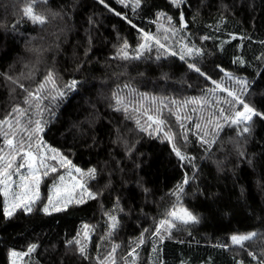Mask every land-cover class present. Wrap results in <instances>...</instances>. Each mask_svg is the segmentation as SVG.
Listing matches in <instances>:
<instances>
[{"label":"trees","instance_id":"obj_1","mask_svg":"<svg viewBox=\"0 0 264 264\" xmlns=\"http://www.w3.org/2000/svg\"><path fill=\"white\" fill-rule=\"evenodd\" d=\"M29 7L47 22H32L26 15ZM160 13L180 30L162 41L178 54L153 47L140 59L117 57L125 41L135 55L142 31L164 34L159 25H169ZM184 44L202 49L203 55L181 60ZM50 71L65 95L41 101L48 108L42 139L85 173L96 170L94 179L83 181L96 198L44 213L46 191L64 170L59 166L43 176V197L30 213L17 210L6 218L0 195V264H13L11 253H27L33 244L35 251L17 257L20 264H101L114 245H119L118 264H131L133 248L135 264H264V0H185L180 8L170 0H142L135 11L118 0H0V121L15 124L19 118L23 124L26 117L14 110L28 108L25 89L34 92ZM226 74L247 82L243 93L242 85ZM72 80L78 83L68 89ZM213 81L244 100L250 96L249 106L262 115L253 117L250 132L243 134L244 124L220 121L224 126L218 131L208 125L205 139L215 136L209 145L198 140L193 126L201 123L202 134L209 113L216 111L213 98L231 99L226 92H210ZM50 88L46 84L45 93ZM118 96L124 104H116ZM192 99L209 104H184ZM220 106L230 114V106ZM147 115L165 123L153 124ZM137 120L147 132L140 131ZM173 145L191 161H181ZM186 177L182 206L199 223L177 222L170 236L161 229L163 242L154 240L159 221L177 205L173 193ZM111 216L117 217L115 230ZM84 225L90 240L84 237ZM251 232L257 236L244 247L232 244L233 235ZM77 239L86 244L85 255L74 243Z\"/></svg>","mask_w":264,"mask_h":264},{"label":"snow or ice","instance_id":"obj_2","mask_svg":"<svg viewBox=\"0 0 264 264\" xmlns=\"http://www.w3.org/2000/svg\"><path fill=\"white\" fill-rule=\"evenodd\" d=\"M42 2L46 3V0H42ZM170 2L177 8H180L181 5L185 2V0H170ZM103 3V0H101ZM118 3L123 4L125 7H132V10L135 11L140 7L142 0H118ZM107 7V5H105ZM28 14V18L34 22L39 23L40 25L45 24L46 18L33 14V9L31 7L26 9ZM116 15H121V13L117 12ZM159 17L166 18L169 27H164V25H159V28L164 33L162 36H157L155 34H150L148 32L142 31L141 42L138 47L135 49V55H130L127 51L130 45L127 41L124 42L123 46L117 53V57L122 59H140L145 52H151L153 47L158 50H163L164 53H167L171 56H176L178 53L173 51L169 45L162 41H168L171 36H175L179 33V29H175L172 27V18L167 16L165 13H160ZM126 19V17H125ZM181 24L183 28L187 27V24L184 23L183 15L181 14ZM131 24V21H128ZM133 28L136 25H132ZM204 40L209 39V37H203ZM196 55H203V50L197 48L195 46L189 45H181V52L179 53L180 59L185 60V57H195ZM156 59H160V55H157ZM189 69L194 70L199 73L201 76H205L206 74L201 71V69L194 63L187 64ZM229 76V79H234L237 84L242 85L241 92L243 93L246 88L247 82L243 80L236 79L232 77L230 74H226ZM210 79V77H207ZM16 83V81H13ZM76 80H72L69 84L66 85L68 89H75L77 85ZM51 84L52 88L48 89L45 93V85ZM215 84L214 89H210V92L220 91L226 92L227 97L231 99L224 98L223 100L215 99V103L211 106L216 109L214 112H210L209 116L206 119V124L204 125L205 130L202 134H200L199 130L202 128L201 123L194 124V128L197 130V138L201 143L204 144H213L215 143V136H213L212 140H206L205 137L210 135L209 131H207V126L212 125L213 131H218L220 128L224 126L220 121H224L225 123H229L230 125H240L244 124L245 126L241 130V134L250 132L249 123L252 121L253 117L261 116L262 114L256 111L253 107H250L244 99L241 98V95H238L237 92L224 88L221 84L213 81ZM21 88L24 86L19 85ZM26 99L24 103L28 105V108H16L14 111L19 114L21 117H26L23 124L19 118L16 119L15 124L10 122L8 119L0 121V136L3 137V147H0V195L4 198V208L3 215L6 218H11L17 210H22L25 213H30L33 211V205L40 200V191L39 186L42 182V176L46 177L50 173H55L59 170L57 165H50L48 163L49 160L57 161V164L60 168H71L68 172V176L73 181L71 189L64 187L63 181L65 177L63 175L59 176L60 184H54V196H50L47 200V204L42 207V211L46 214L51 215L53 211L60 212L65 211L67 209L68 204L75 202L77 204L85 202L83 200V196L87 195L91 199L96 198V194L92 193L84 184L81 183L80 180L73 175V171L75 173L80 174L81 176L87 175L91 178H95V169H91L88 173L82 172V170L75 165H72L71 160L67 157L63 156L58 150L51 148L46 145L42 139V133L44 131V127L47 123L43 118V112L47 111V106H43L41 101L43 99H47L50 97L52 101H55L57 97L63 98L65 93L62 89L56 87V81L54 78V74L50 71L43 83L39 84L38 88L33 92L25 89ZM176 101H172V104H176ZM117 105L124 104V100L121 97H117L116 99ZM184 104H193L199 105L200 107H204L209 104L207 99H192L184 102ZM228 105L230 106V114H226L225 107L220 106ZM236 105H242V110H235ZM143 107V105H141ZM167 107V105H165ZM35 111V118H33L32 111ZM117 111L121 110L119 107L116 109ZM125 112L128 110L127 106H124L123 109ZM195 111V109H193ZM184 119L191 120V117H184ZM201 119L205 118L201 116ZM147 120L156 125H162L165 123L163 120L156 119L152 115H147ZM181 117L177 116V121H180ZM137 125L140 126V121H136ZM6 125L7 129L3 126ZM151 127V125H149ZM183 128V125H181ZM140 131L147 132L148 128L140 126ZM156 132L160 131V128L157 127L155 129ZM191 131V129H188ZM20 133V139H16L17 134ZM152 132H149V135H152ZM165 136L171 142L172 137L165 133ZM186 140V135H185ZM35 147L37 149L36 152L32 151V148ZM173 152H175L176 156L180 158L181 161L189 160L192 158L186 157L181 153V151L176 148L175 145L172 147ZM19 158L20 162L17 164L16 161ZM21 169H27L26 172H22ZM43 169V171H41ZM17 177L18 179H14ZM188 178L186 177L181 185L177 186L176 191L173 195L176 197L177 205H174L171 210H169L167 216L168 218L162 219L159 221L157 228L152 234V238L155 240L159 239L160 242H163L165 239V235L161 234V229H164L166 235H171V229L177 228V222L179 224L187 225V224H195L199 223V219L195 216L191 211L182 206L181 197L184 193V186L188 184ZM77 188L81 189L80 199L75 200V198L71 195V192L75 191ZM63 194V195H62ZM112 223L110 225L111 230H115L117 226V217H110ZM88 225H84V237L85 239L90 240V236L88 234ZM111 231L109 232V236H111ZM257 236L256 232H251L245 235H233L231 237V242L234 245H238L244 247L245 242L253 240ZM73 243V242H70ZM76 245H79V252L81 255H85L86 253V244H81V240L77 239L74 241ZM144 243L143 236L139 240V244L142 245ZM37 245L33 244L28 248L27 253H17L13 251L11 255L13 257H18L21 255H28L35 251ZM119 245H114L110 250L108 256L104 258L101 264H118L116 260V251ZM153 251H156L153 248ZM136 249L133 248L129 251L128 256L133 257L131 264H135L136 258ZM250 255H253L250 253ZM85 258H87L85 256ZM256 257L253 255V259ZM15 264V261H13Z\"/></svg>","mask_w":264,"mask_h":264},{"label":"rangeland","instance_id":"obj_3","mask_svg":"<svg viewBox=\"0 0 264 264\" xmlns=\"http://www.w3.org/2000/svg\"><path fill=\"white\" fill-rule=\"evenodd\" d=\"M33 14H34V11H33ZM26 15H27V17H28V14H27V12H26ZM250 96L249 97H247L246 98V100H245V102H247L248 104H249V101H250ZM20 162V160L19 161H16V163L18 164ZM48 163L50 164V165H57V167H58V164H57V161H51V160H49L48 161ZM73 165V164H72ZM75 167H78V166H75ZM79 168V167H78ZM81 169V168H80ZM71 170V168L69 167V168H64V170H63V173H61L59 176H61V175H63L64 177H65V179H64V181H63V185H64V187H67V188H69V189H71V186H72V184H73V181L71 180V178L68 176V172ZM82 170V169H81ZM21 171L22 172H26L27 171V169H21ZM41 171H43V169L41 170ZM82 172H84L83 170H82ZM85 173V172H84ZM73 175L74 176H76V178L78 179V180H81V183L83 184V181H84V179L86 178V176L87 175H84V176H81L80 174H78V173H75L74 171H73ZM59 176H58V178H59ZM79 177L81 178V179H79ZM14 179H18L17 177H14ZM42 179H43V176H42ZM42 182H43V180H42ZM42 182H41V184H40V186H39V191H40V198H42L43 197V189H42ZM61 182L59 181V179H57L56 180V182H54L51 186H50V188H49V190L47 189V191H46V193H47V197L49 198L50 196H54L55 195V192H54V188H53V185L54 184H60ZM81 189H79V188H77L75 191H73V192H71V195L75 198V200H78V199H80L81 197H80V193H81ZM45 193V194H46ZM63 195V194H62ZM48 198L46 199V202L45 203H43V205H42V207L45 205V204H47V200H48ZM87 198H89L87 195H84L83 196V200H85V199H87ZM4 199V198H3ZM37 203V202H36ZM35 203V204H36ZM73 203V202H72ZM34 204V205H35ZM71 204V203H70ZM33 205V206H34ZM69 205V204H68ZM53 212H55V211H53ZM12 259H13V261H15V263L16 264H20V262L19 261H17V257H13L12 256ZM18 262V263H17Z\"/></svg>","mask_w":264,"mask_h":264}]
</instances>
